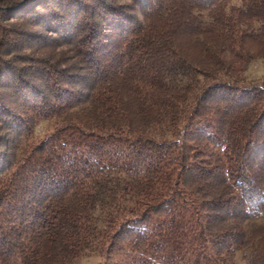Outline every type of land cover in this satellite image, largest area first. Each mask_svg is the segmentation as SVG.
Returning a JSON list of instances; mask_svg holds the SVG:
<instances>
[{
    "label": "trees",
    "instance_id": "1",
    "mask_svg": "<svg viewBox=\"0 0 264 264\" xmlns=\"http://www.w3.org/2000/svg\"><path fill=\"white\" fill-rule=\"evenodd\" d=\"M229 1L0 0V264H264V0Z\"/></svg>",
    "mask_w": 264,
    "mask_h": 264
},
{
    "label": "rangeland",
    "instance_id": "2",
    "mask_svg": "<svg viewBox=\"0 0 264 264\" xmlns=\"http://www.w3.org/2000/svg\"><path fill=\"white\" fill-rule=\"evenodd\" d=\"M124 2H127L129 0H122ZM240 4V0H230L228 2V5ZM244 77L246 80L249 81H261L264 79V59H253L247 69L244 71ZM52 130V126L47 121L40 122L34 130V135L36 138H42L45 134H47L49 131ZM263 218H260L257 220V222H262ZM242 253H238L237 255V261L238 264H243L244 261L242 260ZM102 262L101 257L95 253L91 252L86 256H83L79 258L76 262V264H100Z\"/></svg>",
    "mask_w": 264,
    "mask_h": 264
}]
</instances>
